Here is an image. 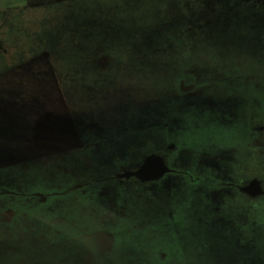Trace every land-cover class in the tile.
I'll list each match as a JSON object with an SVG mask.
<instances>
[{"label":"flooded vegetation","instance_id":"flooded-vegetation-1","mask_svg":"<svg viewBox=\"0 0 264 264\" xmlns=\"http://www.w3.org/2000/svg\"><path fill=\"white\" fill-rule=\"evenodd\" d=\"M21 1L5 8H20ZM238 1L216 7L224 15L213 14L216 20L205 34L188 32L192 38L221 39L224 80L202 85L177 81L168 93L160 92L154 105L138 96L142 89L128 84V74L118 77L125 90L115 87L113 95L87 100L68 89L69 68L63 81L43 90L49 96L40 100L39 85L46 75L31 74L23 93L33 95L16 101L20 119L1 123L3 133L21 134L33 125L35 111L50 104L74 119L80 143L36 152L21 143L29 133L11 140L14 161L0 166V264H126L150 252L142 248L130 258L124 245L132 240V231L142 234L145 229L158 232L151 238L159 241L155 264H264V27L256 22L264 20V7ZM174 24L178 28L181 23ZM229 44L236 45L235 53H228ZM142 55L127 62L146 71L151 66L147 54ZM108 60L116 59L102 57L96 65L83 61L79 73L104 75ZM0 91L3 95L9 89ZM181 102L188 114L180 112ZM196 107L210 131L204 139L195 137L192 120L203 114ZM145 143L151 144L150 152L132 165L138 149L130 147ZM112 156L116 172L79 179L94 160ZM150 156L157 158L156 178L132 176ZM42 174L46 186L56 182L53 189H38L36 176ZM17 179H26L28 187L19 189Z\"/></svg>","mask_w":264,"mask_h":264},{"label":"rangeland","instance_id":"rangeland-1","mask_svg":"<svg viewBox=\"0 0 264 264\" xmlns=\"http://www.w3.org/2000/svg\"><path fill=\"white\" fill-rule=\"evenodd\" d=\"M224 1H232V4L239 3L238 0H22L20 8L13 10L9 8L4 12L2 10L0 15V47H2L0 48V89L5 87L9 91L3 95L0 91V150L2 154L0 166H11L10 164L14 161L13 147H10L13 142L11 140L17 139L23 133L30 135L21 139V143L34 147L36 152H45L49 148L55 149L52 145L60 149V147L69 148L80 143L77 140L78 128L74 125V119L67 115L64 109L60 111L53 109L50 104L44 109L38 108L35 111L33 125L24 127L21 134L16 133L11 136L3 133L1 123L20 119L16 101L21 97L26 96L25 99H27L33 95L32 92L30 95L23 93L27 91L25 87L30 84L28 80L31 74L42 72L46 75L45 82H49V86H44L45 82L39 85L41 90L38 94L39 100L43 95L49 96V93L43 90L51 88L59 79L63 81L64 72L68 68L70 72L67 77L68 89L72 88L74 95L85 100L99 97L103 93L104 96L113 95L111 90L115 87L125 90L127 85L124 87L123 81H119L118 77L128 74V84L141 88L142 94L138 96L151 99L152 105L160 92L162 96L168 93L177 81L186 79L202 85L224 80L220 61L223 46L211 44L214 41L209 39L213 37H207L206 40L200 38L204 42L202 47L198 48V43L193 44L192 37L188 33L203 35L208 32L216 20L213 14L224 15L222 11L219 14L216 13L218 9L220 10L219 5ZM243 1L264 7V0ZM12 4L13 2L8 3V7ZM234 10L235 13L242 11L237 8ZM176 22L181 23L178 28L177 24H174ZM256 22L263 23L260 27H264L263 19ZM43 40H46V43L40 45L39 43ZM227 49L229 54H233L237 48L236 45L229 44ZM127 53L130 55L127 56ZM142 54H147V60L149 59L147 65L151 66L146 71L138 70L143 68L137 66V63L133 64L136 65L135 67L130 62L135 57L142 58ZM108 56L116 59L108 60L110 66L108 73L104 75L96 73L94 76L89 72L79 73L78 66L83 61L96 65L99 58ZM129 57L130 63L127 62ZM126 65L131 66L130 71L126 70ZM228 74L232 80L233 73L228 71ZM105 80H114V83L110 84ZM215 94L218 96L219 91ZM106 99H114V96ZM39 100L35 106H39L37 105ZM179 107L182 112L186 106L181 102ZM176 109V104H172L171 110L175 112ZM196 109L200 110L198 107ZM186 111L187 109L185 113ZM199 112L203 114L194 116L192 123L196 125H194L195 137L201 135L204 139L210 131L204 122L206 120L204 112ZM202 121L203 126L199 128ZM22 128L23 126L19 127V129ZM33 138L34 145L31 142ZM229 138L233 139L234 136ZM138 147L139 145L130 147L138 149L134 152L136 158L132 165L148 154L152 146L150 143H145ZM113 159H115L114 156L107 160L102 158L99 162L94 160L89 170L81 172L82 176L79 179H93L116 172L117 163L114 162L110 166ZM36 178H39L36 179V186L42 191L53 189L56 185L54 181L53 185L46 186L45 174L38 175ZM17 180L19 189L28 187L23 184L26 179ZM157 233L151 229L143 230L142 234L132 231V240L124 244L130 252V258L136 256L142 248L149 249L150 252L138 261L129 259L126 264H155L153 250L159 241L155 239L153 241L151 238ZM12 253L16 257L18 249H14ZM10 257L11 252L8 253L6 260ZM12 261L14 262L11 260L9 264H12Z\"/></svg>","mask_w":264,"mask_h":264},{"label":"water","instance_id":"water-1","mask_svg":"<svg viewBox=\"0 0 264 264\" xmlns=\"http://www.w3.org/2000/svg\"><path fill=\"white\" fill-rule=\"evenodd\" d=\"M157 162V158L154 156H150L146 159L144 165L136 172L132 174V176L139 179H148L153 180L156 178L155 174V163Z\"/></svg>","mask_w":264,"mask_h":264},{"label":"trees","instance_id":"trees-1","mask_svg":"<svg viewBox=\"0 0 264 264\" xmlns=\"http://www.w3.org/2000/svg\"><path fill=\"white\" fill-rule=\"evenodd\" d=\"M1 1V4L3 5V7L4 6H9L8 5V3H10V2H12L11 0H0ZM0 4V5H1ZM0 10H3V11H6L7 10V8H1ZM232 29H234V27L232 26ZM216 33H218L219 32V30H216L215 31ZM191 40L193 41L192 43L193 44H196V43H198V48H201L202 47V44H203V42H204V40H200L199 38H197V37H193V38H191ZM206 40V39H205ZM209 40H212V41H214V43H211V44H215V45H218V44H221L220 42V38L218 37V38H211V39H209ZM215 47H217V46H215Z\"/></svg>","mask_w":264,"mask_h":264},{"label":"clouds","instance_id":"clouds-1","mask_svg":"<svg viewBox=\"0 0 264 264\" xmlns=\"http://www.w3.org/2000/svg\"><path fill=\"white\" fill-rule=\"evenodd\" d=\"M83 243L87 244L88 242L87 241H82Z\"/></svg>","mask_w":264,"mask_h":264}]
</instances>
